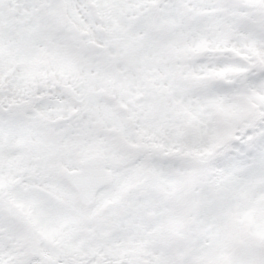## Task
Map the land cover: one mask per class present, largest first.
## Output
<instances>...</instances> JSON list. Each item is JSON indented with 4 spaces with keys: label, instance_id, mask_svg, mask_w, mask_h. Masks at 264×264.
<instances>
[{
    "label": "snow or ice",
    "instance_id": "6c2138e0",
    "mask_svg": "<svg viewBox=\"0 0 264 264\" xmlns=\"http://www.w3.org/2000/svg\"><path fill=\"white\" fill-rule=\"evenodd\" d=\"M0 264H264V0H0Z\"/></svg>",
    "mask_w": 264,
    "mask_h": 264
}]
</instances>
